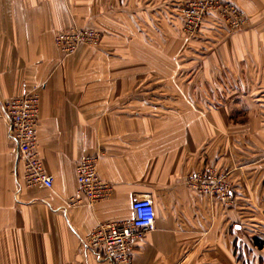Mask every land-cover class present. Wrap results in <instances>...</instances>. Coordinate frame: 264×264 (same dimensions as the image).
<instances>
[{
    "label": "crops",
    "instance_id": "0c3cea01",
    "mask_svg": "<svg viewBox=\"0 0 264 264\" xmlns=\"http://www.w3.org/2000/svg\"><path fill=\"white\" fill-rule=\"evenodd\" d=\"M184 1L0 0V264H110L87 238L132 218L136 194L155 228L132 264H264V0H230L246 24L209 17L189 41ZM74 25L101 41L63 58L54 36ZM33 88L50 188L26 184L2 109ZM87 155L108 185L91 204L75 172ZM207 170L232 201L192 185Z\"/></svg>",
    "mask_w": 264,
    "mask_h": 264
},
{
    "label": "built area",
    "instance_id": "2783aa9c",
    "mask_svg": "<svg viewBox=\"0 0 264 264\" xmlns=\"http://www.w3.org/2000/svg\"><path fill=\"white\" fill-rule=\"evenodd\" d=\"M182 32L187 39L200 34L207 18L213 17L230 31L239 30L247 21L244 12L230 0H185L181 11ZM101 33L89 27L71 26L54 36V44L61 56L72 55L80 45L98 44ZM7 132L15 147V155L23 162L28 185L52 186L38 153L39 94L36 88L20 97L10 98L2 105ZM98 156L87 155L75 167L79 193L91 204L105 196L108 185L97 170ZM213 172V173H212ZM192 185L199 191L218 195L221 200H233L226 173L207 170L195 174ZM132 218L126 221L98 225L88 236L87 246L100 261L110 264H132L133 242L145 237L155 228V208L145 194H136L131 201Z\"/></svg>",
    "mask_w": 264,
    "mask_h": 264
},
{
    "label": "rangeland",
    "instance_id": "374dc122",
    "mask_svg": "<svg viewBox=\"0 0 264 264\" xmlns=\"http://www.w3.org/2000/svg\"><path fill=\"white\" fill-rule=\"evenodd\" d=\"M183 3H184V2H183ZM182 6H183V5H182ZM89 28H91V27H89ZM92 29L97 30V29H95V28H92ZM240 29H241V28H240ZM97 31H99V30H97ZM183 38H185V39L188 40V41L191 40V39H187V38L185 37L184 34H183ZM100 41H101V37H100V39H99L98 44H96V45H94V46H98V45L100 44ZM188 41H187V42H188ZM82 45H87V44H82ZM88 46H90V45H88ZM75 52H76V51H75ZM75 52H74V53H75ZM74 53H73V54H74ZM69 56H71V55H69ZM69 56H67V57H69ZM64 58H66V57H64ZM177 61H178V60H177ZM175 62H176V60L173 61V64H174ZM173 68H174V67H173ZM173 74H174V72H173ZM236 121H237V122H239V121L241 122V121H244V120H243V119H238V118H237Z\"/></svg>",
    "mask_w": 264,
    "mask_h": 264
}]
</instances>
